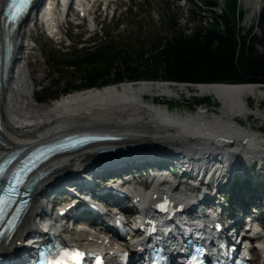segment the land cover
Here are the masks:
<instances>
[{"label": "bare ground", "instance_id": "1", "mask_svg": "<svg viewBox=\"0 0 264 264\" xmlns=\"http://www.w3.org/2000/svg\"><path fill=\"white\" fill-rule=\"evenodd\" d=\"M3 1L0 0V6ZM61 1L63 7H66L67 0ZM98 1L105 7L110 0H75L77 14L87 17L88 9ZM40 3L41 0H33L32 10L41 9ZM47 8L49 9L42 11L41 17L48 20L58 19L51 3ZM68 8L69 6L63 9ZM25 19V16L21 18L8 35V63L0 89V155L11 149L32 146L57 134L77 130L111 132L120 139L88 145L46 161L42 170H48L33 183L29 193L30 203L5 243L7 251L25 252L27 250L22 243L38 236L34 235L38 229L37 223L48 212L45 205L47 202L43 200L44 191L47 192L48 187L55 189L61 182L66 181L92 186L98 180L96 177L92 179L96 171L106 176L115 170L123 173L128 168L132 174L140 169L152 168L150 165L160 168L159 164L165 160L171 164H179L181 170L187 171V180L204 187L207 196L200 198V201L208 202L209 199L214 208L220 205L218 196L225 194L224 189H231L238 173L242 176L246 173L250 194L246 196L241 191L242 194L235 193V197L229 196L228 192L225 195L232 199L233 205L240 211L255 215L262 213L263 209H259L261 205L255 204L256 198L260 197L254 194V190L258 182L264 179V163L262 164V159L252 160L264 153V132L250 126L243 128L236 117L245 118L248 114H253L264 121V112L261 113L257 110L258 107L253 109L246 103L248 97L253 98L256 106L264 99V84L197 83L190 84L192 89L189 90V84L184 83L136 80L106 84L100 88L72 90L50 100L53 102L46 106H34L29 100L31 90L27 84L24 64H20L24 59L28 65L27 56L21 55L27 46L24 42L27 33L23 27L27 24ZM178 92L198 97L212 96L218 101L217 111L210 112L209 116L203 109H195L191 113L167 112L164 103L154 102L152 99L144 100L145 95H150L151 98H170ZM99 148L110 149L109 152L97 153ZM249 159L250 162H246ZM242 162H245V166ZM92 167H96L95 171L82 176ZM260 170L263 171L261 175ZM182 176L184 177V173ZM156 179H160V183H166V178ZM179 183L189 190L197 189L189 182L177 181L166 193L171 194L177 190ZM63 186L64 184L59 189ZM158 189L141 181L132 183L130 179L122 180L119 185L124 197L138 199L146 205V213L151 212L149 203L153 201L152 195L163 192ZM186 195L181 190L173 198L182 199L186 206L198 197L193 196L188 200ZM208 205L211 203L202 207ZM31 232L33 234L28 235ZM52 232L57 233L62 240L71 236L82 243L104 242L109 244L108 249H114L113 241H105L100 231H85L83 227L76 226L68 228L59 222Z\"/></svg>", "mask_w": 264, "mask_h": 264}, {"label": "trees", "instance_id": "2", "mask_svg": "<svg viewBox=\"0 0 264 264\" xmlns=\"http://www.w3.org/2000/svg\"><path fill=\"white\" fill-rule=\"evenodd\" d=\"M216 7V0H202L200 11L210 16L204 24L198 23L185 32L164 3L159 17L163 33L149 32L143 38L137 36L133 41L128 38L122 43L105 34V39L97 43L78 41L79 47L74 45L67 56L49 53L50 66L72 68L71 74L77 76L78 83H66L61 88L58 81L38 85L33 99L46 103L72 90L140 79L190 84H264V12L257 13L245 30L238 24L242 16L238 0H224L220 14L216 13ZM255 28L260 31L259 36L253 33ZM167 103L170 107L181 105L178 101ZM210 103L207 96H191L186 106L192 109ZM240 185L250 188L246 178ZM232 186H238L236 179ZM258 186L264 203V179Z\"/></svg>", "mask_w": 264, "mask_h": 264}, {"label": "rangeland", "instance_id": "3", "mask_svg": "<svg viewBox=\"0 0 264 264\" xmlns=\"http://www.w3.org/2000/svg\"><path fill=\"white\" fill-rule=\"evenodd\" d=\"M201 1L202 0H110L105 7H103L100 2H96L95 5L88 11L87 17L79 16L74 8L75 5L70 3L67 14L63 15L56 13L57 17H59V35H54L52 37L49 36L47 24L46 22L41 21V17L34 24H32V21L29 20V22L23 26L27 32L24 38V42L25 44L27 43V46H25L21 53V55L27 56L28 65H26L24 59L21 60L20 64H24V70L26 71V77L28 80L27 84L31 90V96L29 98L31 104L34 106H46L50 102H53L50 100L46 103H37L34 101L33 97L35 96L36 86L38 85L47 86L54 81H58L57 86L58 88H61L64 87L66 83H78L77 76L74 73L71 74L73 71L72 68L62 67L56 69V66H50L52 65V62L47 61V55L49 53L55 54L57 56H67L72 51L74 45L75 47H79L77 45L78 41L86 39L87 44L89 41H95V43H97L105 39V34H107L108 37L114 39L117 43H122L127 42L128 38H130L132 41L135 40L137 36H139V38H143L149 32L151 34L163 33L159 23V17L162 14L161 8H163L164 3L168 6V13L174 14V17L177 18L179 26L185 30V32H189L198 23L204 24V21L208 19V16H210V14L207 12L201 13L200 10L202 7L199 8ZM216 2L217 7L215 10L216 13L220 14L221 10L224 8V0H216ZM238 4L239 10L242 11V16L238 21V24L246 30L253 22L256 14L260 13L261 11L264 12V0H238ZM55 10H57V12L59 11L58 8ZM253 33L257 36L260 35V31L257 28L253 30ZM58 36H60L59 40ZM184 84H189L188 89H192L190 83ZM54 88L55 87L53 86L52 89ZM191 96L194 95H187L185 92H178L170 98H161L157 96H152L151 98L150 95H145L144 100L149 101V99H152L154 102L164 103L167 106V101L169 100L172 102L178 101L181 105L175 106L174 109L171 107L168 110L170 112H184L187 111L186 109H188L186 103L188 100H190ZM207 97H209V101L211 102L209 105L215 104L217 106L218 101H216L214 97ZM246 103L249 107H252L253 109L258 107L257 110L259 112H264V99H262L256 106L253 98L248 97L246 99ZM216 106H214L215 108L208 106L207 110L217 111ZM197 108L191 109L190 112H193ZM201 108H203V106ZM236 119L238 123L244 126L243 128H248L250 126L253 129H258L264 132V121L253 114H248L245 118L236 117ZM251 159L247 160L246 162H250ZM258 159H262L263 164L264 153L259 156H255L252 161ZM242 165L245 166V162L244 164L242 162ZM142 171L143 169L137 170V172L133 174V179H138L137 181H141V183L144 181L148 182L147 186H152L156 178L150 180L151 178L149 175L157 173L158 170H155V168H150L151 172L150 174L148 173V175H146L147 173L143 175L142 173L145 171ZM238 172H240V170ZM238 174V177L235 179L241 180L246 178V173H244L243 176L240 173ZM259 174H263V171L260 170ZM177 181L178 180L173 179L171 184H176ZM61 185L62 184L59 186ZM258 187L259 186L257 184L255 187V193L259 196L261 194L258 193ZM181 189L182 185L179 183L177 190L180 192ZM224 190V193L226 194L227 190ZM218 197L220 198V196ZM256 202L255 204L261 205L263 207V203L260 198H256ZM262 216H264V207L260 216L261 219ZM65 224L70 226L69 222ZM262 225L264 227V222H262ZM70 238L75 239L71 236ZM253 255V262H251V264H256L257 255L254 253Z\"/></svg>", "mask_w": 264, "mask_h": 264}, {"label": "water", "instance_id": "4", "mask_svg": "<svg viewBox=\"0 0 264 264\" xmlns=\"http://www.w3.org/2000/svg\"><path fill=\"white\" fill-rule=\"evenodd\" d=\"M141 80H144V79H141ZM226 84H236V83H226ZM132 158H134V157H132ZM138 158V157H137Z\"/></svg>", "mask_w": 264, "mask_h": 264}]
</instances>
